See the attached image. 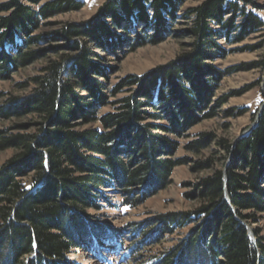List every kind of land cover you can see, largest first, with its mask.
<instances>
[{
    "label": "trees",
    "instance_id": "trees-1",
    "mask_svg": "<svg viewBox=\"0 0 264 264\" xmlns=\"http://www.w3.org/2000/svg\"><path fill=\"white\" fill-rule=\"evenodd\" d=\"M182 4L107 0L91 20L64 24L46 38L35 34L43 21L79 11L83 3L0 4V82L43 57L35 46L44 39L59 43L40 74L16 85L29 90L26 96L4 100L0 94V119L14 120L16 128L0 130V152H13L0 167V264H65L71 251L109 242L111 227L89 214L108 202L106 190L120 196L122 207L135 208L185 164L172 158L177 144L159 132L181 137L214 116L212 95L236 71L211 63L227 56L220 41L240 42L264 30V22L252 0H204L186 12ZM176 24L188 27V53L109 85L101 53L158 43ZM252 69L264 70V61L238 68ZM106 107L111 111L101 113ZM210 143L222 154L196 164L211 173L195 185L196 193L185 194L198 205L157 217L150 231L146 223L138 228L149 237L139 246L187 229L151 264H264V238L254 229L252 243L246 228L264 216V106L255 127L234 143L205 134L188 147L198 153Z\"/></svg>",
    "mask_w": 264,
    "mask_h": 264
},
{
    "label": "rangeland",
    "instance_id": "rangeland-1",
    "mask_svg": "<svg viewBox=\"0 0 264 264\" xmlns=\"http://www.w3.org/2000/svg\"><path fill=\"white\" fill-rule=\"evenodd\" d=\"M7 1L0 0V4ZM51 1L54 0H41V4ZM76 1L83 3L81 10L56 15L47 21H43L42 28L38 29L35 34L43 35L46 38L47 35L49 36L51 32L59 30L64 24L86 23L97 14L99 8L107 0ZM203 1L183 0L181 11L186 12ZM252 1L260 8L257 15L264 22V0ZM177 18L178 21H183L180 19V15ZM240 20H237L235 28L240 24ZM186 28L188 27L185 25L176 24L170 32L162 36L158 43L149 42L136 49H130L126 45L120 50L116 49L114 54L101 53L103 58L101 64L104 65L103 67L109 77V85H115L128 76L141 75L156 67L167 65L181 55L188 53L191 49L192 40L183 35ZM176 33L179 36H176ZM231 35L233 36L234 33ZM132 36L130 35L131 39ZM131 39L130 44L133 43ZM220 44L228 52L227 56L217 57L211 63L220 71H236H230V74L225 75L219 81L212 95L211 106L215 107L214 116L192 125L181 137H175L163 131L159 132L160 135L167 136L177 144V148L172 153V158L185 160V164L173 169L169 177V184L164 189L154 191L135 208L122 207L120 196L115 191L108 193L109 190H106L105 196L108 198V202L100 203L102 209L90 211L89 214L95 221L110 226L111 228H107L106 233L112 235L113 238L109 242H97L89 249L71 251L67 255L65 264H151L154 261L153 258L171 248L186 234L187 229H184L172 235H164L155 245H151L150 240L143 246L137 245L149 238L138 232V228L144 223H146L145 230L150 231L151 228L157 227V217L168 213L186 212L198 205L196 199L189 200L185 194L196 193L195 185L209 175L211 171L197 170L196 164L204 162L211 156L219 158L222 152L214 143L208 144L206 149H202L198 153L191 151L188 146L200 140L205 134L213 136L216 140L234 143L239 137L246 134L256 120L258 109L264 103V70H238L242 65L264 61V30L247 35L240 42L233 41L227 44L220 41ZM56 45L59 43L48 39L37 44L35 49L43 51V57H40L32 65L10 73L9 80L1 81L0 94H3L1 99L26 96L29 90L21 91L16 85L24 84L30 78L40 74L46 58L53 60L56 57L55 51L51 50ZM222 98V103L215 106L216 102ZM3 101H0V105L4 103ZM110 111L111 108L109 107L100 110L101 113ZM241 111L245 113L238 116ZM14 123V120L0 119V130L7 129L14 132L16 131V128L12 127ZM161 124H166V121L161 122ZM12 154V151L0 152V167L11 158ZM165 157L170 158L167 155ZM221 166L218 163V167ZM247 226L251 231L258 229L259 236L264 238V216L258 218L256 223Z\"/></svg>",
    "mask_w": 264,
    "mask_h": 264
},
{
    "label": "water",
    "instance_id": "water-1",
    "mask_svg": "<svg viewBox=\"0 0 264 264\" xmlns=\"http://www.w3.org/2000/svg\"><path fill=\"white\" fill-rule=\"evenodd\" d=\"M263 106H264V103H263V104L260 106V108L258 109V114H257V116H256V120H255V122L252 124V126L247 130L246 134H248V133H249V132L255 127L256 122H257V119H258V116H259V114H260L261 109L263 108ZM246 134H243L241 137L245 136ZM241 137H239V138H241ZM36 187H37V186H36ZM36 187H35V188H36ZM35 188H34V189H35ZM34 189H32V190H34ZM246 228H247L248 236H249L250 240L252 241V243H255V238H254V236H253V233H252L251 229H249L247 225H246Z\"/></svg>",
    "mask_w": 264,
    "mask_h": 264
}]
</instances>
